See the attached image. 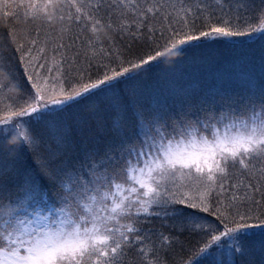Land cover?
Wrapping results in <instances>:
<instances>
[{
    "label": "rangeland",
    "instance_id": "1",
    "mask_svg": "<svg viewBox=\"0 0 264 264\" xmlns=\"http://www.w3.org/2000/svg\"><path fill=\"white\" fill-rule=\"evenodd\" d=\"M63 1L68 2L0 0V20H85L80 13L62 16V8H56L55 3ZM255 3L256 8L237 4L230 16L234 20L212 21L206 30L202 28L175 42L166 39L118 79L104 86L102 82L97 87L93 85L89 93L80 88L73 93L59 92L56 90L62 88L49 86L51 91L45 96L31 90V96L20 106L6 112L0 119V151L6 152L0 153V172H11L6 177L13 186L19 183L9 196L0 198V264L118 262L114 258L116 250L120 252L116 248L118 242L120 245L127 233L139 229L138 221L133 219H138L141 212L157 211L161 205L159 210H174V199H178L177 207L185 213H198L211 237L203 235V227L200 232H191V247H164L162 251L170 257L157 264H257L264 260V217L253 220V224L231 227L219 226L217 222L208 224L207 216L200 212L204 208L187 198L193 181L201 177L193 168L207 165L229 146L239 149L264 142L263 124L250 126L246 122L237 129L223 127L215 130L211 138L195 127L196 122L207 127L211 118L223 121L227 111L237 114L240 108L251 110L254 118L264 113V97L259 98L264 88L258 81L264 79V74L260 75L264 71V0ZM91 6L95 10L100 7L98 3ZM207 62H212V66L207 67ZM237 65L248 78L235 76L227 80L238 89L221 93L218 90L216 103L205 104L200 111L188 104L182 111H172L173 116L168 111L169 118L148 124L132 97L134 91L145 93V87L150 92L158 74L172 69L176 79L183 77L187 84L182 88L176 80L159 82L162 97L157 101H163L165 108L171 100L166 87L177 96L193 92L201 97L204 92L207 99L209 87L201 84L207 83V73L219 71L227 75ZM248 79L253 80L251 88L245 86ZM213 96L208 98L212 100ZM191 104L203 105L194 101ZM185 112L187 115L181 116ZM67 129L75 137L69 139L72 149L84 151L78 161H71L72 165H60L54 180L55 195L49 194L47 182L39 181L40 184L26 188L33 168L19 153L31 151L32 143L44 141L45 145L53 134L67 136ZM97 132L101 138L95 144ZM166 132L171 137L161 139ZM87 147L92 150L86 151ZM142 202L145 209L141 208ZM182 254L184 263L174 256Z\"/></svg>",
    "mask_w": 264,
    "mask_h": 264
},
{
    "label": "trees",
    "instance_id": "2",
    "mask_svg": "<svg viewBox=\"0 0 264 264\" xmlns=\"http://www.w3.org/2000/svg\"><path fill=\"white\" fill-rule=\"evenodd\" d=\"M67 1L55 3L56 8H62V16L80 13L84 15L85 20H0V119L6 116L8 110L20 106L26 97L31 96V90L40 91L44 93L40 94L45 96L50 93L51 88H62L56 91L69 90L72 93L80 88L81 91L89 93L93 85L97 87L102 82L104 86L118 79L138 62V59L155 52L153 48L164 43L166 39L175 42L196 34L202 28L206 30L207 24L212 21L234 20L230 18L231 12L239 3H245L251 8L258 7L255 3L257 0ZM94 3L100 5L96 10L91 6ZM209 66H212V62H207V67ZM229 74L232 76L227 78ZM229 74L222 75L219 71L207 73V83H201L209 87L207 99L204 92H201V97L193 92L177 96L171 88L166 87L171 100L170 106L165 108L163 101H157L162 97L158 89L159 82L176 80L183 88L187 81L183 77L177 80L172 69H164L158 74L153 87L150 86V92L147 90L149 88L145 87L142 89H146L147 94L134 91L132 97L137 100L141 114L147 117V123H156L160 119L169 118L167 115H172V111H180L188 104L200 111L205 104L209 106L216 103L215 95L238 89L237 85H231L227 80L235 76L248 78L239 65ZM262 74L264 71L260 73ZM247 81L245 86L250 87L253 80ZM261 87L264 88V85ZM188 88L187 85L186 89ZM188 94L193 95L187 97ZM211 95H214L212 100L208 98ZM261 97H264V94L259 93V98ZM177 99L182 100L176 102ZM192 101L203 105L194 106ZM94 108L96 109L95 106ZM240 110L237 114L227 111L223 121L217 122L218 119L211 118L207 122V130L202 131L203 135L213 136L218 124H224L226 129H237L246 122L251 124L250 126L264 125V113L254 118L251 110ZM168 111L171 112L167 113ZM186 113L181 116H186ZM195 127L196 131L201 132L199 122H196ZM67 131V136L51 135L46 142L48 146L44 145V141H40L32 143L31 151L27 150L26 154L19 153L29 160V165L33 168L32 176L28 177L30 184H26V188L27 185L31 188L37 182L40 184L39 181L47 182L46 186L51 189L49 194L55 195L54 187L49 184L48 178H58L60 165L71 164V161L73 164L84 151L72 149L69 139L75 137L68 129ZM98 132H102V129H98ZM98 132L93 138L95 144L101 138ZM184 132L187 130L184 129ZM166 137L170 138L171 134L163 133L160 138L167 140ZM254 144L239 149L229 146L225 153L217 154L214 160L205 166L206 170H196L201 177L193 181V190H190L187 198L204 208V212H200L207 216L208 224L217 222L219 226L231 227L253 224V220L264 217V142ZM90 150L92 148H86V151ZM29 156L33 157L34 163ZM12 158L14 159L13 156ZM21 159L16 160L17 163H20ZM7 174L11 172L4 175L0 172V198L9 196L15 184L19 183L15 182L13 186V182L6 177ZM172 202L171 206H176L174 210L168 207L159 210L163 207L161 205L157 211L153 209L141 212L138 219H133L138 221L139 229L127 233L120 245L118 242L116 248L120 249V252L116 250L117 254L114 256L118 262L113 261L111 264H157V261L163 263L170 257L162 251L164 247L165 250L179 247L183 250L192 246L190 242L194 240V235L191 232H200L203 227V235L211 237L210 229L197 217V212L185 213L182 208L177 207L178 199ZM142 206V209L146 208L143 202ZM149 217L153 219L150 220ZM262 222L264 223V218ZM138 231L141 232L137 233ZM184 254L174 256L184 263ZM260 261L264 263V260L260 259L257 264Z\"/></svg>",
    "mask_w": 264,
    "mask_h": 264
},
{
    "label": "bare ground",
    "instance_id": "3",
    "mask_svg": "<svg viewBox=\"0 0 264 264\" xmlns=\"http://www.w3.org/2000/svg\"><path fill=\"white\" fill-rule=\"evenodd\" d=\"M259 81V83H260V87L262 86V85H264V79L262 78V79H259L258 80ZM199 124H200V126H201V132L202 131H204V130H207V127H205L204 125H203V123L202 122H199ZM213 124V123H212ZM209 126H210V123H209ZM224 127V124H218L217 125V131H220V130H222L221 128H223ZM216 128H215V130H216ZM225 129H226V126H225ZM36 159V158H35ZM31 162H33L34 163V159H33V157H31ZM39 172H41V170L39 171ZM56 179V178H55ZM55 179H53L52 177H50V178H48V182H49V184H51L54 188H55V186H56V182L54 181ZM79 211H81V209H78V212ZM83 214H84V212H83Z\"/></svg>",
    "mask_w": 264,
    "mask_h": 264
}]
</instances>
